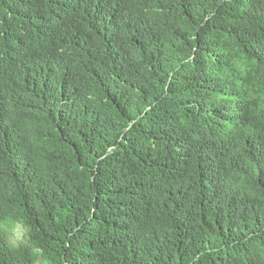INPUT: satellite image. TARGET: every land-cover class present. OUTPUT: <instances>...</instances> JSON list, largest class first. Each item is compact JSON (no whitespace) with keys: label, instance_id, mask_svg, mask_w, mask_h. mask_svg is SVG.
<instances>
[{"label":"trees","instance_id":"1","mask_svg":"<svg viewBox=\"0 0 264 264\" xmlns=\"http://www.w3.org/2000/svg\"><path fill=\"white\" fill-rule=\"evenodd\" d=\"M0 224V264H264V0H0Z\"/></svg>","mask_w":264,"mask_h":264},{"label":"rangeland","instance_id":"2","mask_svg":"<svg viewBox=\"0 0 264 264\" xmlns=\"http://www.w3.org/2000/svg\"><path fill=\"white\" fill-rule=\"evenodd\" d=\"M0 228L7 234L9 242L17 246L26 241L27 230L20 224L3 225L0 224ZM39 253V252H38ZM38 264H45L44 259L39 253Z\"/></svg>","mask_w":264,"mask_h":264}]
</instances>
